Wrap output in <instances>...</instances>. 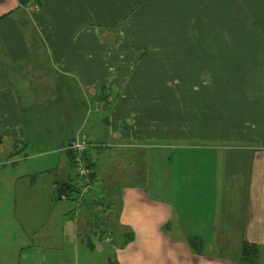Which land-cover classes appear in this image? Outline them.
Wrapping results in <instances>:
<instances>
[{
  "label": "crops",
  "instance_id": "crops-1",
  "mask_svg": "<svg viewBox=\"0 0 264 264\" xmlns=\"http://www.w3.org/2000/svg\"><path fill=\"white\" fill-rule=\"evenodd\" d=\"M166 87L184 90V143L128 122ZM78 135L126 149L122 168L88 150L82 196ZM168 148L182 195L163 201ZM244 242L264 264V0H0V264H240Z\"/></svg>",
  "mask_w": 264,
  "mask_h": 264
},
{
  "label": "rangeland",
  "instance_id": "rangeland-1",
  "mask_svg": "<svg viewBox=\"0 0 264 264\" xmlns=\"http://www.w3.org/2000/svg\"><path fill=\"white\" fill-rule=\"evenodd\" d=\"M192 91L198 92V90H192ZM183 94H184V90L180 88L173 89V88L166 87V88H160L156 90L143 89L141 91V95L147 101V103H145V106L152 109L154 115L158 118L154 117L151 120H147V121L144 120L142 121V125L140 124L139 126V124L136 125V119H135L136 115L134 112L128 118V122L130 123L132 127H135L136 129L147 127L146 129L143 130L146 135L154 134V135H160L161 137L165 136V138H173L177 140L176 142L184 143L183 140L185 138L186 128H185L183 117H184L186 108H185V104L183 101V96H184ZM198 107H199L198 105L192 106V108H194V111H193L194 113L196 109L198 110ZM93 141L96 142L95 140ZM104 143L105 144H101V145L100 144L98 145L97 143H91L92 146L90 150L92 149V153L95 154V157L93 156V162L95 163V166L97 165L99 161V167L101 165L106 166V165H112L114 163L116 164L118 163L119 167L122 168V166L124 165L123 164L124 161L122 160L123 159L122 157L125 156L126 149L121 148L117 144H108L106 142ZM167 145L168 147H173L174 144H167ZM168 149H166L163 152L161 151L162 152L160 153L161 158H159L158 156L159 160L157 158L154 160L155 161L154 168H152L151 170L153 172L152 177L155 180L154 181L155 184L152 185L153 189L151 193L152 195H154V197L160 200H163V201L172 199L173 195L174 196L182 195V188H181V193H180L177 189V185L176 184L172 185L171 182L168 185V182L166 181V178H165V176L167 175V170H166V164L164 162L165 154L163 153L167 152V154H169L168 152L173 151L172 149H169V150ZM149 152L150 150L145 148L143 156L147 158V156L149 155ZM128 154H130V151H128ZM128 154L126 155L128 156ZM176 155H178V153H176ZM98 156H100L99 159L97 158ZM106 157L107 159H105ZM86 162L88 163V160H86ZM151 165L153 167V164ZM92 177H93V173H92ZM173 186H176V191L171 192ZM92 212H94L92 221L94 222V225H95L94 226L95 231L94 233H92V235L91 234H88V235L93 240L96 236V240L98 242L100 241L98 240V237H101L104 235L100 227L102 223V218H101L102 213L101 211H98V210L96 211L92 210ZM97 252L99 251L97 250ZM96 256H98L97 258L101 257L98 254ZM254 261L256 264L257 260H254ZM96 264H99V263L97 262ZM240 264H252V263L240 262ZM257 264H259V262H257Z\"/></svg>",
  "mask_w": 264,
  "mask_h": 264
},
{
  "label": "built area",
  "instance_id": "built-area-1",
  "mask_svg": "<svg viewBox=\"0 0 264 264\" xmlns=\"http://www.w3.org/2000/svg\"><path fill=\"white\" fill-rule=\"evenodd\" d=\"M91 146V143L86 138L78 135L67 147V149L72 151L73 175L79 183L77 192L80 196L95 188L92 170L86 162L87 152ZM58 198L65 200L66 196L65 194H60Z\"/></svg>",
  "mask_w": 264,
  "mask_h": 264
},
{
  "label": "trees",
  "instance_id": "trees-1",
  "mask_svg": "<svg viewBox=\"0 0 264 264\" xmlns=\"http://www.w3.org/2000/svg\"><path fill=\"white\" fill-rule=\"evenodd\" d=\"M30 0H19L20 4H26ZM89 166H91L90 163H88ZM73 188L68 183H64L58 188V197L61 193H72ZM191 243V242H190ZM257 257V247L254 245H248L247 243H242L240 255H239V262H250L252 263Z\"/></svg>",
  "mask_w": 264,
  "mask_h": 264
}]
</instances>
